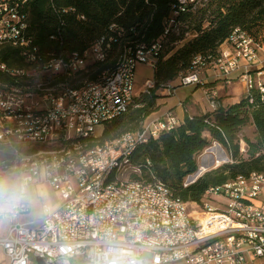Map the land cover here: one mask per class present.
I'll list each match as a JSON object with an SVG mask.
<instances>
[{
  "label": "built area",
  "instance_id": "obj_1",
  "mask_svg": "<svg viewBox=\"0 0 264 264\" xmlns=\"http://www.w3.org/2000/svg\"><path fill=\"white\" fill-rule=\"evenodd\" d=\"M165 1L169 11L163 34L148 44L129 47L133 59L126 68L100 75L85 92H71L70 83L87 72L89 64L106 61L123 28L111 24L113 32L81 56L59 53L47 58L29 36L28 0H0V46L17 49L24 62L25 58L48 61L43 70H30L29 65L12 69L0 62V173L14 167V174L25 177L32 188L45 184L60 197L56 207L42 206V217L35 224L20 221L29 206L6 220L9 227L0 237V247L8 264H110L117 257L119 264H264V235H260L264 175L210 187L200 203L183 202V207L169 204L165 194L137 201L128 190L108 194L107 187H101L102 176L116 164L110 163V156H117V161L128 157L130 148L138 149L180 124L172 110L151 120L150 132L139 129L117 138L115 146H103L101 152L85 151V144L101 137L107 123L132 107L137 66L155 70L169 38L180 34V17L209 0ZM53 12L62 25L60 19L74 9L53 8ZM192 37L194 33H184L174 45L181 47ZM227 39V52L195 57L198 66L180 76L175 86L159 85L157 92L171 98L179 88L202 86L200 73L209 66L223 78L243 69L239 79L246 95L264 93V72L256 63L260 47L239 29ZM63 57H73V65L63 64ZM54 86H64L63 96H37V89ZM156 87L154 79L147 80L142 94L150 96ZM205 97L210 110H216V95L208 91ZM182 104L178 102L179 107ZM14 117H21L22 127H13ZM220 150L224 156L225 150ZM39 151H47V158H39ZM56 153H63L62 161H55ZM150 166L148 160L140 165L147 179H137V171L127 169L126 183L162 184Z\"/></svg>",
  "mask_w": 264,
  "mask_h": 264
},
{
  "label": "trees",
  "instance_id": "obj_2",
  "mask_svg": "<svg viewBox=\"0 0 264 264\" xmlns=\"http://www.w3.org/2000/svg\"><path fill=\"white\" fill-rule=\"evenodd\" d=\"M27 5L29 36L47 58L59 53L81 56L98 39L112 32L111 24L123 28L122 38H118L106 61L89 64L87 72L78 74L70 83L72 89L95 82L102 73L116 69L125 46L156 40L163 34L162 24L169 11L165 0H28ZM53 8H72L74 13L62 17L60 25ZM180 22L183 25L180 34L169 38L157 61L153 77L156 89L150 96L139 95L126 113L107 123L101 137L89 142L90 148L102 147L126 133L141 129L146 118L157 108L159 85H175L180 75L191 70L195 57L219 55V47L228 42L227 38L235 29L261 47L264 43V0H209L199 10L190 9V14L181 16ZM184 33H194V37L181 47L174 45ZM0 62L12 69L26 68L27 65L29 69L37 67L26 59L24 62L19 51L8 46H0ZM0 79H3L2 74ZM248 126L254 129L253 140L240 139L239 133ZM240 141L246 146L245 155L240 153ZM212 143L219 144L226 151L230 162L203 173L185 187L186 178L199 169L197 156ZM146 160L150 162L155 179L184 203L198 204L210 187L238 176L263 173L264 93L253 91L234 105L218 106L200 116L185 115L183 123L172 132L136 148L132 162L143 165ZM142 177L147 179L144 174Z\"/></svg>",
  "mask_w": 264,
  "mask_h": 264
},
{
  "label": "crops",
  "instance_id": "obj_3",
  "mask_svg": "<svg viewBox=\"0 0 264 264\" xmlns=\"http://www.w3.org/2000/svg\"><path fill=\"white\" fill-rule=\"evenodd\" d=\"M228 44L224 42L219 47L220 55L227 52ZM256 63L259 64V69L264 72V43L260 48L256 50ZM240 66H245L244 61H240ZM243 69H239L233 72L226 78L221 77L218 70L211 67L202 69L200 73V79L203 83L202 86L188 87L184 89V94L181 97L164 98L162 95L157 93L158 99L156 100V110L150 114L145 124H150L151 120L158 118L160 115L168 110H172L180 124L183 123L185 115L188 116H200L210 111L209 102L205 97V92H212L216 95V101L218 106L228 107L240 102L246 95V90L240 81V75ZM264 79V78H263ZM188 100L186 109L178 106V102L184 103ZM183 105V104H182ZM179 125V124H178ZM39 195L34 202L29 205L28 213L20 217L22 223L35 224L42 217V206L49 204L52 208L56 207L60 202L58 194L54 193L47 185L41 184L33 188ZM51 195H54L55 202L51 200ZM55 203V204H53ZM38 211V212H37ZM9 227V222L4 220L0 221V237L6 235ZM0 264H8L7 257L5 256L2 248L0 247Z\"/></svg>",
  "mask_w": 264,
  "mask_h": 264
},
{
  "label": "bare ground",
  "instance_id": "obj_4",
  "mask_svg": "<svg viewBox=\"0 0 264 264\" xmlns=\"http://www.w3.org/2000/svg\"><path fill=\"white\" fill-rule=\"evenodd\" d=\"M168 25V18H166L163 21V30ZM110 30L113 32V26L110 27ZM140 44H146L144 42H139L135 44L132 47H137ZM228 44V42H227ZM220 55V53H219ZM26 61L34 65L36 64L37 67L31 68L30 70H43L44 68H48V61H43L39 58H25ZM130 59H133V49L129 47H124L118 57L116 69H122L126 68L128 65V61ZM63 64L65 65H73V57H66L63 58ZM199 65V58H195L193 61V66L196 67ZM102 75H112V72L108 73H102ZM180 75V76H186ZM180 76L178 78H180ZM176 85V84H175ZM174 84L168 83L167 86H175ZM92 83H86L79 89H72L71 92H85L87 88H92ZM64 94V86H54L51 88L46 89H37V96L39 97H57V96H63ZM13 127H22V120L21 117H14L13 118ZM177 126H174V129H176ZM143 132H150V124L143 123L142 128ZM130 135V133H126L119 138H126V136ZM89 143L85 144V151H93V152H101L103 151L102 147H95L90 148ZM117 144V139L110 141L106 143L104 146H115ZM136 148H130L128 150V157H122L119 161H117V156H110V163H116L112 164V169H108V172H106V175L102 176L101 178V187H107V193L108 194H119L122 190H128L130 195H133V199H137V201H144V196H155V195H166V198H168V203L176 206V207H183V202L172 195V193L166 188L163 187L162 184H154L153 186H147V185H138L135 184V182H128L126 183V170L130 169V171H137V177L140 179H143L142 174H144L143 170H140V165L134 164L131 159L134 155ZM39 158H47V151H39ZM63 160V153H56L55 154V161H62ZM0 174H14V167H6L4 168V173ZM263 173H252L247 177L238 176L234 180L231 181H237V180H251L254 179V177L263 176ZM116 179L118 180V184H112L115 183ZM138 179V178H137ZM210 188L206 191H209ZM260 235H264V227H260Z\"/></svg>",
  "mask_w": 264,
  "mask_h": 264
},
{
  "label": "rangeland",
  "instance_id": "obj_5",
  "mask_svg": "<svg viewBox=\"0 0 264 264\" xmlns=\"http://www.w3.org/2000/svg\"><path fill=\"white\" fill-rule=\"evenodd\" d=\"M86 74V73H85ZM154 77V70L148 66L145 65H139L137 66L136 70H135V82H134V89H133V93L135 97H138L139 95H141L144 92L145 89V85H146V81L147 80H152ZM86 80V78H85ZM184 89L187 88H179L176 91V97H181L184 94ZM158 93V92H157ZM176 97H174V99H176ZM164 98H168V97H164ZM188 103V100H185L183 103V107L182 109L185 110L186 109V105ZM253 127H246L244 128L240 133H239V138L242 139L243 137H247L251 140H253L254 138V134H253ZM213 143L207 147L206 149H204V151H202L198 156H197V163H198V167L201 171V174H199V176H201L203 173L209 171V169H207L206 171V167H210L213 165L211 168H215V167H219L224 161V156L223 154L220 155V149L219 147ZM205 150H207L205 152ZM246 151V146L243 142L240 141V153H242V155H245ZM226 152V151H225ZM227 155V153H226ZM228 157V155H227ZM229 159V157H228ZM223 165V164H222ZM194 175H192L191 177H193ZM197 175H195L192 179H194ZM197 178V177H196ZM188 178H186L185 183H187ZM51 200L53 202H55V197L54 195H51ZM216 200L212 199L211 203L212 204H216ZM55 204V203H53ZM38 212V211H37Z\"/></svg>",
  "mask_w": 264,
  "mask_h": 264
},
{
  "label": "clouds",
  "instance_id": "obj_6",
  "mask_svg": "<svg viewBox=\"0 0 264 264\" xmlns=\"http://www.w3.org/2000/svg\"><path fill=\"white\" fill-rule=\"evenodd\" d=\"M38 195L22 175L0 174V221L10 219L31 205ZM110 264H119L118 257Z\"/></svg>",
  "mask_w": 264,
  "mask_h": 264
},
{
  "label": "water",
  "instance_id": "obj_7",
  "mask_svg": "<svg viewBox=\"0 0 264 264\" xmlns=\"http://www.w3.org/2000/svg\"><path fill=\"white\" fill-rule=\"evenodd\" d=\"M217 146L219 147V149H222V147L219 144H217ZM224 159H225V161L223 162V164L228 163L229 159H228L226 154H224ZM212 165H213V162H212ZM212 165L210 167H206V171H207V169H209V170L214 169V168H211ZM215 168H217V167H215ZM199 174H201L200 169H198V171L194 174V176L197 175L196 177L199 178L200 177ZM193 177L189 176L188 180H187V183H193L196 180V177L194 179H192Z\"/></svg>",
  "mask_w": 264,
  "mask_h": 264
}]
</instances>
